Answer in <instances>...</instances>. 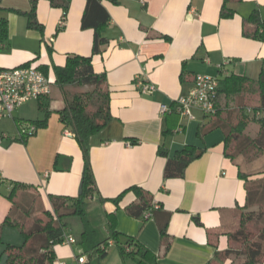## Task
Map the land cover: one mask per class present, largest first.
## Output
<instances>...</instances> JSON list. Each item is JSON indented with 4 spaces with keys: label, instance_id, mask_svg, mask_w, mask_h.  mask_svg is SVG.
Returning a JSON list of instances; mask_svg holds the SVG:
<instances>
[{
    "label": "crops",
    "instance_id": "obj_1",
    "mask_svg": "<svg viewBox=\"0 0 264 264\" xmlns=\"http://www.w3.org/2000/svg\"><path fill=\"white\" fill-rule=\"evenodd\" d=\"M223 1H104L111 17L105 31L109 42L93 55V64L97 72L106 74L113 117L90 138L98 194L114 198L137 185L152 192L161 209L147 220L130 216L125 207L138 200L134 190L124 194L119 208L96 197L91 209L100 210L102 216L114 212L117 230L152 250L157 264H230L220 253L229 244L226 233L235 212L246 200L244 180L238 166L224 153L226 131L217 127L199 136V125L211 123L212 118L197 108L193 118L176 111V100L189 93L197 74L259 76L264 40L245 37L243 21L255 9L264 20V0L229 2L236 11L231 17L221 16ZM85 5V0H70L64 28L59 30L62 10L40 0L37 16L44 25L41 33L30 28L27 17L15 10H29L30 0H1L0 18L7 20L8 34L0 43V68L28 62L40 69L44 66L52 92L44 99L49 103L48 116L40 110V102L32 100L24 103L35 102L30 111L23 104L12 116L0 120V223L12 207L6 194L13 181L34 187L47 209L51 208L50 195L80 194L84 158L74 136L65 134L60 119L65 97L55 84L54 66L63 65L68 54H92L94 31L82 28ZM137 76L155 89L142 90ZM222 106L236 107L233 98L223 99ZM46 117L47 125L25 141L19 139L18 121ZM188 144L204 148V153L189 164L183 177L165 178L166 158L158 149L165 147L173 155ZM166 212L170 213L168 245L158 226ZM78 229V234L67 232L78 239L81 222ZM3 239L14 245L24 241L19 229L4 226L0 255ZM114 246L102 264H134L117 248L111 249ZM53 249L56 262L68 264H74L83 251L77 242L70 245L64 241ZM83 257L88 259V254Z\"/></svg>",
    "mask_w": 264,
    "mask_h": 264
},
{
    "label": "trees",
    "instance_id": "obj_2",
    "mask_svg": "<svg viewBox=\"0 0 264 264\" xmlns=\"http://www.w3.org/2000/svg\"><path fill=\"white\" fill-rule=\"evenodd\" d=\"M40 0H30L29 10H17L28 19V26L44 32V25L37 16ZM52 7L62 10L65 18L70 8V0H47ZM86 5L82 16V28L94 31L91 55L68 54L63 65L54 66L55 84L61 89L64 97V107L59 111L60 119L65 128L72 132L79 144L83 158L82 193L76 197L67 195H50L51 208L43 206L35 188L21 182H11L7 197L12 207L4 221L0 223V239L4 226L19 229L24 241L21 245L5 243L3 254L7 264H58L54 246L63 242L64 234L69 227L68 219L77 217L82 224V230L77 243L82 246L80 256L88 254V259L82 264H102L109 253L108 243L114 242L123 258H129L134 264H157V255L143 245L136 237L126 235L117 230V217L114 212L106 213L108 234L104 236L91 223L94 211L91 200L98 198L101 202L112 201L119 208V202L127 191L134 190L139 198L125 207L126 212L136 218L147 220L156 216L161 209L159 203L154 202L152 192L141 186H131L114 198L99 196L95 175L90 156V138L100 132L112 119L111 89L106 82V74L95 70L93 55L102 51V46L109 42L105 31L110 22V14L104 1L118 4L119 0H85ZM243 0H224L221 8L222 17H231L236 11L228 6L229 2ZM1 4V0H0ZM63 27H58L62 30ZM8 22L0 18V43L7 39ZM243 35L245 37L264 40V20L258 9L243 21ZM25 63L22 66H29ZM44 73L48 70L43 66ZM184 79L185 73H182ZM72 85H84L86 90H69ZM50 95L40 98V110L49 114V103L44 100ZM233 98L236 107L227 109L222 106L223 99ZM228 110V111H227ZM212 118L211 123L201 124L198 135L202 136L217 127L223 128L225 133L224 153L239 168V176L244 180L246 200L242 210L240 228L235 232H227L229 240L224 250L227 257L236 255L244 257L243 264H264V235L253 238L247 231L246 225L250 220L264 217V210L255 207L264 205V60L258 78L246 75L229 74L219 78L216 112L206 115ZM34 123L38 128L47 125L44 120L18 121L19 130L25 124ZM36 133V132H35ZM34 133V134H35ZM33 134V135H34ZM29 136L19 135V139L26 140ZM133 142H136L133 140ZM204 148L188 144L177 150L173 155L165 147H160L158 153L166 158L164 169L165 178L183 177L191 162L204 153ZM263 153V154H261ZM241 157V158H239ZM55 168H59L55 166ZM158 205V207H156ZM254 209L251 211L250 208ZM246 213V216H245ZM170 213L165 218H159L158 226L162 241L168 245V222ZM233 244H235L233 246ZM239 245V246H238ZM105 246V248H102ZM167 247V246H166ZM76 264V263H74ZM230 264H235L230 259Z\"/></svg>",
    "mask_w": 264,
    "mask_h": 264
},
{
    "label": "built area",
    "instance_id": "obj_3",
    "mask_svg": "<svg viewBox=\"0 0 264 264\" xmlns=\"http://www.w3.org/2000/svg\"><path fill=\"white\" fill-rule=\"evenodd\" d=\"M65 20L66 18L63 15L59 27L64 26ZM136 80H138L144 91H152L155 89V85L142 81L140 76H137ZM218 86V77L209 74H197L189 93L176 100V111L180 115L188 116L189 118L194 117V108L201 110L206 115L214 114L216 112ZM51 92V79L40 68L31 65L0 68V120L6 116H12L15 109L24 103L39 100L42 97L50 95ZM161 110L165 112L167 111V107L163 105ZM37 130L38 127L34 123H28L20 128L19 135L31 136ZM65 134L73 136L72 132L68 129H65ZM63 241L71 245L76 243L77 239L74 235L66 232ZM113 245V241L108 243V247ZM102 248H105V246H102ZM85 261L86 258L83 256L75 258L76 264H82ZM58 264L68 263L60 261Z\"/></svg>",
    "mask_w": 264,
    "mask_h": 264
},
{
    "label": "rangeland",
    "instance_id": "obj_4",
    "mask_svg": "<svg viewBox=\"0 0 264 264\" xmlns=\"http://www.w3.org/2000/svg\"><path fill=\"white\" fill-rule=\"evenodd\" d=\"M69 90H86L88 89L89 87L88 86H82V85H72L70 87H67ZM35 102H31L30 104H24L26 105V110L27 111H30L31 108L33 107ZM263 154V153H261ZM263 160H264V154H263ZM241 158V157H239ZM94 204L90 205V207L92 208ZM256 210H264V205H262L261 207H255ZM254 209L253 208H250V210L252 211ZM95 210V208L93 209ZM241 215H242V210L239 208L236 212H235V215H234V219H233V223L232 225L229 227V230H228V233L229 232H235L236 230H238V228H240V224H241ZM93 218H91V223L96 226L100 232L106 236L108 231H107V225H106V221L104 220L102 214H101V211L100 210H97V211H94L93 213ZM245 216H246V213H245ZM258 216V214L256 213L255 215V219L257 220H250L247 225H246V229L247 231L251 232L252 233V237L253 238H258V237H261V235H264V217L263 218H256ZM68 223H69V227H68V231H72L74 232L73 234H78V223H80V219L77 218V217H71L68 219ZM4 240V239H3ZM4 243L5 240H4ZM23 243V240L20 242V243H16L17 245H21ZM233 242L231 240H229V245H231ZM235 244H233L234 246ZM239 246V245H238ZM118 249V247L115 245L113 248L111 249ZM221 256L223 258H228L229 260L230 259H234L235 260V264H243L245 259L244 257H238L236 258V255H232L230 257H227L225 254H224V250L220 253ZM0 261L1 263L0 264H3V263H6V256L2 253L0 255Z\"/></svg>",
    "mask_w": 264,
    "mask_h": 264
},
{
    "label": "water",
    "instance_id": "obj_5",
    "mask_svg": "<svg viewBox=\"0 0 264 264\" xmlns=\"http://www.w3.org/2000/svg\"><path fill=\"white\" fill-rule=\"evenodd\" d=\"M82 193V185H81V189H80V194Z\"/></svg>",
    "mask_w": 264,
    "mask_h": 264
}]
</instances>
